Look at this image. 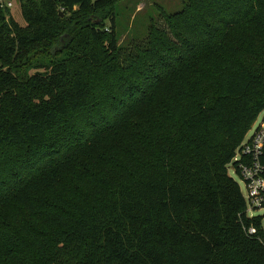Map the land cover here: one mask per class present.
<instances>
[{
  "label": "trees",
  "instance_id": "obj_1",
  "mask_svg": "<svg viewBox=\"0 0 264 264\" xmlns=\"http://www.w3.org/2000/svg\"><path fill=\"white\" fill-rule=\"evenodd\" d=\"M13 2L0 264H264L229 172L264 113V0H188L127 49L123 0Z\"/></svg>",
  "mask_w": 264,
  "mask_h": 264
},
{
  "label": "rangeland",
  "instance_id": "obj_2",
  "mask_svg": "<svg viewBox=\"0 0 264 264\" xmlns=\"http://www.w3.org/2000/svg\"><path fill=\"white\" fill-rule=\"evenodd\" d=\"M188 0H123L118 8V18L116 32L120 37L122 48L127 49L133 44L145 42L149 37L152 26L164 28V15L175 14L183 9L184 3ZM13 15L22 25L25 21L21 15L18 5L13 9ZM264 113L258 120L259 124ZM256 128V127H255ZM253 131L249 136L253 135ZM230 176L239 184L242 194L247 195L246 186L243 180L236 175L233 168H230ZM250 218L262 217L264 219V209L253 211L248 207ZM264 223V220H263Z\"/></svg>",
  "mask_w": 264,
  "mask_h": 264
},
{
  "label": "built area",
  "instance_id": "obj_3",
  "mask_svg": "<svg viewBox=\"0 0 264 264\" xmlns=\"http://www.w3.org/2000/svg\"><path fill=\"white\" fill-rule=\"evenodd\" d=\"M0 5L3 8H13L14 2L0 0ZM257 123L253 127V135L248 134L236 158L240 163L241 179L246 186L247 195L244 197L253 211L264 209V115L261 122ZM250 233L255 234L256 230L252 229Z\"/></svg>",
  "mask_w": 264,
  "mask_h": 264
}]
</instances>
